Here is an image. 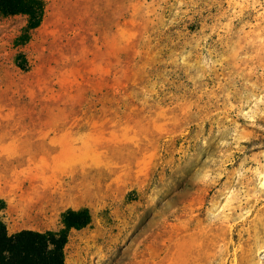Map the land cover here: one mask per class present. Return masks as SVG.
Listing matches in <instances>:
<instances>
[{
	"label": "rangeland",
	"instance_id": "obj_1",
	"mask_svg": "<svg viewBox=\"0 0 264 264\" xmlns=\"http://www.w3.org/2000/svg\"><path fill=\"white\" fill-rule=\"evenodd\" d=\"M43 1L21 46L0 16L7 231L84 206L67 264H264V0Z\"/></svg>",
	"mask_w": 264,
	"mask_h": 264
},
{
	"label": "trees",
	"instance_id": "obj_2",
	"mask_svg": "<svg viewBox=\"0 0 264 264\" xmlns=\"http://www.w3.org/2000/svg\"><path fill=\"white\" fill-rule=\"evenodd\" d=\"M45 3L43 0H0V16L20 15L24 18L18 34L13 38L15 46L27 42L30 33L41 22ZM16 65L25 68L21 53L15 57ZM0 200V209L3 208ZM91 220L87 207L66 208L59 213L60 226L53 229H19L9 233L0 219V264H67L64 246L70 230L80 229Z\"/></svg>",
	"mask_w": 264,
	"mask_h": 264
}]
</instances>
